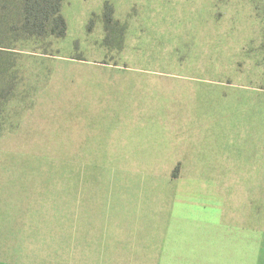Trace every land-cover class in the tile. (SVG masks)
Segmentation results:
<instances>
[{
	"label": "rangeland",
	"instance_id": "rangeland-1",
	"mask_svg": "<svg viewBox=\"0 0 264 264\" xmlns=\"http://www.w3.org/2000/svg\"><path fill=\"white\" fill-rule=\"evenodd\" d=\"M61 13L64 37L31 40L0 62L9 68L0 74V138L46 79L54 81L44 135L0 142V160L10 175H23V192L31 180L45 197L47 186L63 189L70 177L101 176L100 224L106 229L114 217L121 226L137 225L141 237L161 220L180 221L182 211L193 216L196 209L197 221L222 223L231 193L223 179L243 181L247 171L258 181L229 185L248 199L250 222V196L264 195V0H63ZM72 60L118 66L51 69ZM174 173L183 176L176 182ZM9 180L4 177L2 189ZM112 185L121 190L108 200ZM184 187L182 203L176 197ZM30 201L25 195L23 204ZM53 204L62 206L63 199Z\"/></svg>",
	"mask_w": 264,
	"mask_h": 264
},
{
	"label": "crops",
	"instance_id": "crops-1",
	"mask_svg": "<svg viewBox=\"0 0 264 264\" xmlns=\"http://www.w3.org/2000/svg\"><path fill=\"white\" fill-rule=\"evenodd\" d=\"M126 34L128 38L125 42L130 43L132 32L127 29L125 36ZM19 47L14 50L21 51ZM122 48L120 51L125 52ZM82 62L84 60H72L56 64L51 69L69 70L73 73L82 64L100 68L118 66L117 63L111 64L108 61L90 64ZM85 77L89 81L95 76ZM51 79L52 76L48 81L46 79L45 86L35 96L33 105L14 123V129L9 128L7 135L0 138V142L6 145L5 139L7 143L18 140L38 141V137L44 135V124L47 123L44 119L51 107L48 95L54 91V81ZM27 133L32 136L26 138ZM7 167L8 163L0 160V264H264V195L258 196L255 193L250 196V203L255 205V209L249 222L245 208L248 199L244 197V200L241 193H234L237 190L229 185L232 182L258 181L260 177H250L247 171L243 181L239 180L242 177L235 176H231V180L223 179L224 191L229 190L231 193L227 194L222 223L197 221L202 212L194 209L193 216L191 212L182 211L178 215L180 221L161 220L158 224L146 227L143 235L138 237L137 233L141 229L135 228L137 225L121 226L124 224L116 222L114 217L106 229L100 224L101 209L105 206L104 197L99 194L102 190L99 183L103 177L93 175L88 179L84 174L70 177L63 189L51 191L50 186H47L46 196L40 197L38 180L36 187L33 186L34 180H31L28 187L30 191L23 192V175L17 174L21 176L19 178L17 175H10ZM182 176V173H174L170 179L177 182ZM4 177L10 180L2 189ZM74 182L78 184L73 185ZM260 182L264 183V178ZM73 188H77L78 194H74L76 191ZM87 188L92 191H87ZM185 188H180L176 197L182 203L183 199L179 194ZM118 189L121 190L119 186L112 185L106 199ZM19 191L22 193L19 194ZM25 195L31 199L26 205L23 204ZM229 197L231 201H228ZM58 198L63 199L62 206L53 204ZM125 229L127 236L118 237V231ZM105 230H108L107 234ZM57 246L64 247L63 253L56 252Z\"/></svg>",
	"mask_w": 264,
	"mask_h": 264
},
{
	"label": "trees",
	"instance_id": "trees-1",
	"mask_svg": "<svg viewBox=\"0 0 264 264\" xmlns=\"http://www.w3.org/2000/svg\"><path fill=\"white\" fill-rule=\"evenodd\" d=\"M62 2L63 0H0V28L16 33L12 34L13 37L4 35L7 31L0 33V62L5 64L11 59V52H16L13 48L24 46V43H30L31 40L45 36L64 37L67 33V21L61 13ZM107 12V22L112 23L113 11ZM1 63L0 74L7 73L9 68L4 65L2 67Z\"/></svg>",
	"mask_w": 264,
	"mask_h": 264
}]
</instances>
